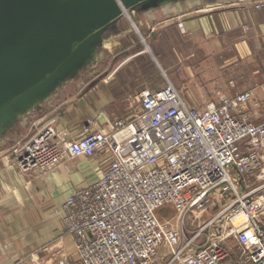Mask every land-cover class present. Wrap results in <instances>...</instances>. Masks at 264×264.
<instances>
[{
  "label": "built area",
  "instance_id": "built-area-1",
  "mask_svg": "<svg viewBox=\"0 0 264 264\" xmlns=\"http://www.w3.org/2000/svg\"><path fill=\"white\" fill-rule=\"evenodd\" d=\"M133 99L138 114L116 118L109 132L59 142L50 121L15 149L21 173L50 170L67 156L101 155L108 163L63 206L82 264H161L168 255L180 264H264V198L253 197L264 184L243 195L237 186L243 176L264 182V120L256 124L251 115L254 90L203 109L190 107L172 82L139 90ZM216 191L236 198L184 241L189 214L203 212ZM165 207L178 214L180 228L159 217ZM203 233L206 242L199 243ZM230 237L236 255L226 245Z\"/></svg>",
  "mask_w": 264,
  "mask_h": 264
},
{
  "label": "crops",
  "instance_id": "crops-1",
  "mask_svg": "<svg viewBox=\"0 0 264 264\" xmlns=\"http://www.w3.org/2000/svg\"><path fill=\"white\" fill-rule=\"evenodd\" d=\"M136 13H141L137 19ZM131 26L145 38L161 27L184 38H208L217 53L229 51L225 61L228 64L221 68L241 60L253 63L258 59L264 64V0H155L122 16L101 35L96 62L86 66L90 68L101 60L92 78L62 83L37 98L38 102L26 113L16 111L10 125L0 129V264H59L64 258L72 264H82L74 239L63 224V206L76 189L102 176L108 163L101 155L74 159L67 156L50 170L21 173L15 149L50 121L56 128V140L62 142L90 131L109 132L116 118L131 120L138 114L140 109L133 108L132 103L139 90L117 77L125 64L144 54L140 50L123 55L128 48L125 43L134 36ZM204 52L207 51L203 49ZM114 63L117 65L111 69ZM263 68L254 74L258 77L254 78L255 87L264 88V79L260 78ZM187 73L193 82L187 85L186 92L178 89L187 104L219 102L221 97L237 93L233 94L218 77L215 82H199L194 80L195 75ZM121 92L123 97H119ZM262 97L255 98L250 106L252 117L253 112L258 114L253 118L256 124L264 120V89ZM211 195L213 205L223 199L218 191ZM236 245L230 240L232 255L238 251Z\"/></svg>",
  "mask_w": 264,
  "mask_h": 264
},
{
  "label": "water",
  "instance_id": "water-1",
  "mask_svg": "<svg viewBox=\"0 0 264 264\" xmlns=\"http://www.w3.org/2000/svg\"><path fill=\"white\" fill-rule=\"evenodd\" d=\"M152 1L0 0V129L68 81L63 76L82 52L84 64L92 63L101 35Z\"/></svg>",
  "mask_w": 264,
  "mask_h": 264
},
{
  "label": "rangeland",
  "instance_id": "rangeland-1",
  "mask_svg": "<svg viewBox=\"0 0 264 264\" xmlns=\"http://www.w3.org/2000/svg\"><path fill=\"white\" fill-rule=\"evenodd\" d=\"M139 16H141V13H136L135 19H137ZM125 22L127 26H130L129 20L127 18H125ZM131 27L133 29L132 34L134 36H132L128 40V43H125L124 46L128 48H126V50L123 52V55H134L136 52L142 49L144 50L143 56H145V58L134 60L132 59L133 61L125 64V66H123L119 73V79L123 81L124 78L125 81L123 82L125 84H130V86H133V89H160L165 87L168 82H172L177 89H182L184 92H186L187 85L190 86V84L193 82V80L189 77L190 75L187 73L188 70L192 77H194L195 75L194 80H197L199 82L212 80L215 82L216 78L218 77L221 83H226L227 87L231 90V92H233V94L236 92L238 93L246 92L248 90H254L255 98L257 100L263 98L262 89L264 88L253 86V84L255 83V79H258L257 75L254 74H257V71L261 70L264 66V64L260 63V60L257 59L253 63H248L247 61L244 62L241 60L237 62V64L233 63L232 65L225 66V68H221V65L228 64L225 63V61L227 60V57H229V51H227V53H217L211 40L208 38H184L181 37V35H177L175 31L164 29L163 27L159 28L153 36L145 38L144 36H142V33L134 29L133 26ZM189 48L190 54H188ZM196 48L201 51H197ZM203 49L207 52L203 53ZM84 53L85 51L78 56L76 66L74 68V70L79 68V72L77 71L76 73H74V70H69L63 76L64 79L75 80V82L80 80L82 81L87 78H92L94 74L99 71H96V69H99V64H102L101 60H99V62H97L96 64L94 63V65L90 68H87L84 64ZM115 53L118 54L119 52L117 51ZM119 59L121 58H118V60ZM114 65L117 64L114 63L111 66V69L114 67ZM130 69L131 72L129 71ZM262 72L263 73L260 78L264 79V70H262ZM72 89H75V87H73ZM122 95L123 92H121L119 97H123ZM133 102V108H137L139 110L140 103L135 102L134 99ZM188 105L190 107L203 109L205 108L207 103L188 102ZM252 114L253 118H256L257 113L253 112ZM4 115L5 112L0 110V118ZM244 180H246L248 184H250L249 187L245 186V184L243 183ZM238 182L239 183H237V186L241 195L246 194L255 188H259L264 184V182L258 181L254 177L247 178L244 176L240 177ZM210 196L213 198L212 195ZM220 196L223 197V199L219 201L220 203L217 202L215 205L211 203L208 207H206L203 213H200L201 211L196 210L195 214H189L184 226V241L195 235L200 230L202 224L208 221L206 220L208 217L213 218L214 216H216L225 207L230 206L236 198L233 191L224 193L220 192ZM253 197H259V199L264 198V187ZM213 201L214 199L212 200V202ZM159 217L162 219L172 220L173 225L180 228L181 223L178 219V214L174 211L173 208H163L159 212ZM206 239L207 235L203 233L202 236L198 239V242L204 243L206 242ZM230 240L235 241L233 237H230L226 241V245L228 246V248H231L229 246ZM233 249H235V247ZM161 264L180 263L174 261L171 255H168L166 256V258H164V260H162Z\"/></svg>",
  "mask_w": 264,
  "mask_h": 264
},
{
  "label": "trees",
  "instance_id": "trees-1",
  "mask_svg": "<svg viewBox=\"0 0 264 264\" xmlns=\"http://www.w3.org/2000/svg\"><path fill=\"white\" fill-rule=\"evenodd\" d=\"M151 47H152V46H151ZM153 49H154V48H153ZM141 50H142V49H141ZM139 51H140V50H139ZM139 58L142 59V58H145V56L140 55V56H138V57H136V58H134V59H139ZM134 59H133V60H134ZM133 60H131V61H133ZM131 61H130V62H131ZM129 71L131 72V69H130ZM117 77H119V73H118Z\"/></svg>",
  "mask_w": 264,
  "mask_h": 264
},
{
  "label": "bare ground",
  "instance_id": "bare-ground-1",
  "mask_svg": "<svg viewBox=\"0 0 264 264\" xmlns=\"http://www.w3.org/2000/svg\"><path fill=\"white\" fill-rule=\"evenodd\" d=\"M242 218H244V217H242Z\"/></svg>",
  "mask_w": 264,
  "mask_h": 264
}]
</instances>
